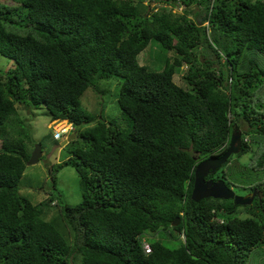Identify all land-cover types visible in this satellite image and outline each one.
<instances>
[{
	"label": "trees",
	"instance_id": "trees-1",
	"mask_svg": "<svg viewBox=\"0 0 264 264\" xmlns=\"http://www.w3.org/2000/svg\"><path fill=\"white\" fill-rule=\"evenodd\" d=\"M13 1L0 4V54L14 62L0 69V264L258 263L264 0ZM153 43L175 52L160 71L138 58ZM184 64L179 85L173 75ZM111 76L121 78L117 104L129 129L81 104L88 87ZM16 104L73 125L69 157L49 174L56 187V172L73 167L79 203L50 192L36 204L19 193L34 142ZM232 132L239 152L210 176L255 196L244 205L193 201L194 165L223 153Z\"/></svg>",
	"mask_w": 264,
	"mask_h": 264
},
{
	"label": "rangeland",
	"instance_id": "rangeland-1",
	"mask_svg": "<svg viewBox=\"0 0 264 264\" xmlns=\"http://www.w3.org/2000/svg\"><path fill=\"white\" fill-rule=\"evenodd\" d=\"M254 1V0H251ZM7 3L15 6L17 3L13 0H0V4ZM160 4L156 2L152 3V6L156 8ZM180 7H176L179 6ZM183 4H178L173 7L172 11L180 12ZM166 10L170 9V5H164ZM175 55L174 51H163L157 44H149L138 56L141 64L147 65L150 69L160 71L163 66L165 57ZM13 60L0 54V69L6 70L9 66L13 65ZM114 68L115 63L112 64ZM187 69V65H183L180 69L174 73L173 80L183 85L184 81L181 75ZM121 85V78L118 76H111L107 79H101L95 86L88 87L82 94L80 101L82 106L91 114L99 117H103L106 120L116 122L121 129H129L130 121L127 117L122 115V112L117 104V94ZM18 109L19 117L25 120L27 128L31 134L32 141L34 144L39 143L42 148V156L39 161L32 165H26L23 176L19 182V193L32 199L34 203H38L42 199H45L51 192L52 195L61 194V201L75 205L81 201V185L80 178L76 173L75 169L71 166H64L56 172L57 182L56 187L53 186L51 181V172L49 169L54 167L56 164L66 160L69 155L67 148L72 146V142H68L65 146L61 144L64 137L59 139L53 138V132L55 128H60L62 120H50L47 110L41 106L30 111L25 108L22 104H16ZM84 125L82 128H85ZM64 134L67 137L69 134ZM0 147L4 138L0 139ZM246 140H249L247 138ZM80 144V141H75ZM237 154V153H236ZM235 155V154H234ZM235 159V157L233 158ZM243 161H246V156L242 157ZM249 191V190H248ZM238 195H245L246 190L235 191ZM251 193V191H250ZM55 200L52 201L50 206L55 204ZM53 207V211L55 210ZM162 239V238H161ZM172 244L179 245V239L177 234L173 233V236L169 238ZM248 264H264V256L258 263L249 262Z\"/></svg>",
	"mask_w": 264,
	"mask_h": 264
},
{
	"label": "water",
	"instance_id": "water-1",
	"mask_svg": "<svg viewBox=\"0 0 264 264\" xmlns=\"http://www.w3.org/2000/svg\"><path fill=\"white\" fill-rule=\"evenodd\" d=\"M74 135H71L68 139L73 138ZM67 140L61 142L65 144ZM240 148V134L239 132H232L229 146L226 151L221 156H212L202 160L195 168V178L193 183V188L191 192V199L193 201H199L205 197H214V198H224V199H233L236 204L244 205L250 204L254 194L249 196H240L234 192V190L228 188L224 183V180L218 179L206 180L205 177L210 171H215L231 154H234L239 151ZM42 156V148L39 143L34 144V147L31 151L30 158L27 161V165L35 164L39 161ZM179 218L177 217L173 221V225L179 223Z\"/></svg>",
	"mask_w": 264,
	"mask_h": 264
},
{
	"label": "clouds",
	"instance_id": "clouds-1",
	"mask_svg": "<svg viewBox=\"0 0 264 264\" xmlns=\"http://www.w3.org/2000/svg\"><path fill=\"white\" fill-rule=\"evenodd\" d=\"M181 5H179V6H176V7H180ZM54 120H61V119H54ZM66 121V124L64 125V126H61L60 128H55V130H54V132H53V138L54 139H59V138H61V137H64V139L65 140H67L66 141V143L65 144H63V146H65L69 141H71V140H73L74 138H75V136H76V132H75V130H74V127H73V125L71 124V123H69L67 120H65ZM62 128H66V131H63V132H61L59 135L60 136H58L57 138L54 136V133L55 132H58V131H60ZM72 131H74L73 132V134H69L67 137H65V136H63L64 134H68V133H72ZM232 134V133H231ZM240 134V133H239ZM71 135H74V137L73 138H71V139H68ZM231 137V136H230ZM64 141V140H63ZM228 146H229V144H228ZM228 146H227V148H228ZM34 147V146H33ZM226 148V149H227ZM226 151V150H225ZM224 151V152H225ZM223 152V153H224ZM239 152V151H238ZM238 152H236V153H238ZM223 153H221L220 155H216V154H212V155H210V156H208V157H206V158H209V157H212V156H221ZM236 153H234V154H236ZM231 155H233V154H231ZM230 155V156H231ZM229 156V157H230ZM228 157V158H229ZM206 158H203V159H201V160H199L195 165H194V167H193V174H194V172H195V168H196V166L198 165V163H200L202 160H204V159H206ZM227 158V159H228ZM226 159V160H227ZM226 160L219 166V167H217L216 168V170L215 171H210L207 175H206V177H205V179L206 180H209V179H213V180H218V179H222V178H218V179H214L213 178V176H210L211 174H215L217 171H219L220 170V168H221V166L226 162ZM194 178H195V175H194ZM222 180H224V179H222ZM193 183H194V180H193ZM224 183H225V180H224ZM226 184V183H225ZM226 186L228 187V188H230V189H232V190H234V192L236 191L233 187H231V186H228L227 184H226ZM193 188V187H192ZM192 192V191H191ZM256 189H254V190H251V193H250V190L249 191H246V193H245V195H243V196H249V195H251V194H254V196H255V194H256ZM236 193V192H235ZM237 194V193H236ZM253 196V197H254ZM191 197V196H190ZM211 197V196H210ZM205 198H207V197H205ZM214 198V197H213ZM203 199V198H202ZM221 199H224V198H221ZM201 200V199H200ZM234 201V200H233ZM195 202H197V201H195ZM177 218V217H176ZM176 218H175V220H176ZM179 220H180V218H179ZM180 222V221H179ZM179 224V223H178ZM177 224V225H178ZM173 225V224H172ZM180 237L182 238V239H184V234L182 233V234H180ZM145 244H148L149 246H150V244L148 243V241H146V240H142V248H143V250H144V245ZM150 251H151V247H150ZM149 251V252H150ZM145 252V251H144ZM149 252H145V253H149Z\"/></svg>",
	"mask_w": 264,
	"mask_h": 264
},
{
	"label": "built area",
	"instance_id": "built-area-1",
	"mask_svg": "<svg viewBox=\"0 0 264 264\" xmlns=\"http://www.w3.org/2000/svg\"><path fill=\"white\" fill-rule=\"evenodd\" d=\"M63 131H66V128H62L60 131L55 132V133H54V136L57 138L58 136H60L59 134H60L61 132H63ZM144 251H145V252H149V251H150V246H149L148 244H145V245H144Z\"/></svg>",
	"mask_w": 264,
	"mask_h": 264
}]
</instances>
